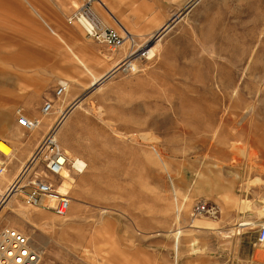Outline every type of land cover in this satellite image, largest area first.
I'll use <instances>...</instances> for the list:
<instances>
[{
  "label": "rangeland",
  "instance_id": "374dc122",
  "mask_svg": "<svg viewBox=\"0 0 264 264\" xmlns=\"http://www.w3.org/2000/svg\"><path fill=\"white\" fill-rule=\"evenodd\" d=\"M64 1L0 0V141L9 149L0 193L76 100L58 140L87 167L66 171L75 183L61 188L72 199L65 218L27 206L22 188L0 228L10 220L38 240L40 264H264V0L95 2L156 52L102 84L128 49L69 25L87 0ZM17 77L23 86L4 83ZM65 80L69 93L54 99ZM46 99L55 100L49 123L26 133L18 116L40 118ZM199 202L210 213L194 215ZM13 209L32 213L33 226L22 228Z\"/></svg>",
  "mask_w": 264,
  "mask_h": 264
},
{
  "label": "built area",
  "instance_id": "2783aa9c",
  "mask_svg": "<svg viewBox=\"0 0 264 264\" xmlns=\"http://www.w3.org/2000/svg\"><path fill=\"white\" fill-rule=\"evenodd\" d=\"M95 2L99 0H87L76 8L68 18L69 25L75 23L80 25L88 39L112 51L127 48L126 57L134 63L142 58L149 59V48H146L138 37L125 28L116 30L104 24L95 10ZM125 59L124 57L122 62H125ZM121 71L123 70H119ZM67 92L68 85L59 84L54 91V99L63 98ZM54 99L45 100L41 110L42 116L54 113ZM17 121V124L28 134L43 126L39 118L30 119L24 114L19 115ZM60 123L61 120L56 121L41 139L21 174L24 179L27 177L24 183L26 186L24 188H28L26 205L41 207L54 212L59 218H65L71 208L72 199L67 191L61 192V188L65 185L63 175L70 168V157L58 140ZM85 169L75 172L81 174ZM4 172L5 165L0 162V177ZM1 209L2 204L0 211ZM208 210L205 202H199L194 207V215L210 213ZM258 242L264 244V224L259 228ZM42 255V249L34 243L31 236L9 226L0 228V264H40Z\"/></svg>",
  "mask_w": 264,
  "mask_h": 264
},
{
  "label": "bare ground",
  "instance_id": "6f19581e",
  "mask_svg": "<svg viewBox=\"0 0 264 264\" xmlns=\"http://www.w3.org/2000/svg\"><path fill=\"white\" fill-rule=\"evenodd\" d=\"M101 3V2H100ZM103 22H104V24L105 25H108L104 20H102ZM80 26V25H79ZM117 26L119 27V28H125L123 25H121V24H117ZM169 27L170 26H168L167 24L163 27V28H161L159 31H160V33L162 32H166L167 30L169 31ZM126 30H128L127 28H125ZM129 31V30H128ZM130 32V31H129ZM131 33V32H130ZM161 33V34H162ZM164 33L160 36V37H158V40L164 35ZM132 34V33H131ZM134 35V34H133ZM134 36H136V35H134ZM137 37V36H136ZM147 48H149L148 49V55H149V59L150 58H153L155 55H156V52H155V45L153 44V45H151V47L150 46H148ZM126 61L124 62H121L120 64H118L110 73L108 72L105 76H104V79H105V81H100L99 83L100 84H102V83H104V82H106L107 80H109V78L110 77H112V76H114L115 74H117L118 72H119V70H123L124 72H128V70L130 69V66H131V63H132V61L131 60H129V59H127V57H126V59H125ZM94 79H95V77H94ZM95 81V80H94ZM24 82H25V79H23V78H21V77H17V84H19V86H23L24 85ZM60 83L59 84H66V85H68V92H67V94L69 93V90H70V82H68V81H59ZM98 82H96V84H97ZM98 85V84H97ZM66 94V95H67ZM66 95L63 97V98H60V99H58V100H62V99H64L65 97H66ZM79 102H80V100H76V101H74L70 106H68V107H66V108H61V109H59V110H61L60 111V115H58V117H57V119L55 120V122L56 121H58V120H61V123H60V126H59V129H58V132H57V136L59 135V132H60V130L62 129V127L64 126V124H65V122L67 121V119H68V114L73 110V108L75 107L76 108V106L79 104ZM74 108V109H75ZM53 114H51V115H49V116H41L39 119L43 122V126L46 124H48V122H49V117H51ZM68 116V117H67ZM67 117V118H66ZM39 129H37V130H35V131H33V132H36V131H38ZM239 149V148H238ZM241 150V154L244 156V157H246L247 159L248 158H250V159H253V158H255L256 157V154H254V153H252L251 155H249L248 153H247V149H240ZM0 154H2L4 157H8L9 156V149H8V147L3 143V142H1L0 141ZM70 163L72 164V168H73V170H74V172L75 171H79V170H83L84 168H86L87 167V164L84 162V161H82V160H80V158H71L70 159ZM70 164V165H71ZM22 173V172H21ZM20 173V175L19 176H17L16 178H15V180L12 182V184L8 187V189H7V191H6V193L5 194H1L0 193V204H2V207L5 205V203L6 202H8V203H11V204H13V199L15 198V196L17 195V196H21L20 195V191H21V189L22 188H24V187H26L25 185H24V183H25V179L27 178H25L24 179V177L22 176V174ZM63 179H64V181H65V186H67V187H70V186H73V184L75 183L74 182V180L70 177V175L67 173V172H65L64 173V175H63ZM12 196H13V198H12ZM10 199V200H9ZM211 211H213V210H211ZM12 213H13V215H18V217H19V220L20 221H22L23 222V225H22V228L23 227H25V225L26 226H33V224H32V213H29V212H27V211H24L23 209H17V210H15V209H13V211H12ZM17 219V218H16ZM14 224H16L15 222H12V221H10L9 220V227H13V228H15L14 227ZM16 226V225H15ZM20 227H21V225H20ZM242 228V226H240V225H236L235 226V228L233 229V230H235V232L237 233L238 231H239V229H241ZM17 229V228H16ZM24 234H26V235H28L26 232H24ZM182 233H178V234H176V237L177 238H179V235H181ZM36 244L37 245H41V243L38 241V240H36ZM34 243H35V241H34ZM41 249L43 248V250H44V248L45 247H40ZM42 250V251H43ZM45 251V250H44ZM94 264H101V263H99V262H96V261H94ZM103 264V263H102Z\"/></svg>",
  "mask_w": 264,
  "mask_h": 264
},
{
  "label": "crops",
  "instance_id": "0c3cea01",
  "mask_svg": "<svg viewBox=\"0 0 264 264\" xmlns=\"http://www.w3.org/2000/svg\"><path fill=\"white\" fill-rule=\"evenodd\" d=\"M27 2H28V0H26ZM66 1V0H65ZM64 1V2H65ZM67 3V5H71V0L69 1H66ZM77 2H78V0H72V4H77ZM29 3V2H28ZM65 4V5H66ZM29 5H31V4H29ZM100 5L102 6V8H103V10L105 11V13H104V11H102L98 6H96L95 7V10H96V12H97V14L100 16V18L102 19V20H104V21H106V23L108 24L107 26H110L112 23H111V20L113 21V23H115L116 25L119 23V24H121V25H123L117 18H116V16L113 14V13H111L110 11V9H109V7H107V4H105V3H103V2H101L100 3ZM32 6V5H31ZM105 14H107V16L105 15ZM40 18H41V16L40 15H38ZM110 21H108V20ZM127 19H131V20H135L136 19V16L135 15H131V16H128V18ZM164 27V26H163ZM163 27H161V28H163ZM160 30V29H159ZM3 77H5L6 78V75H3ZM4 80V83H13V85H16V86H19V84H17V78L16 79H3ZM3 94H5L6 95V101L8 100V99H12L14 96H12L11 95V92L9 91V90H5V91H3L2 92ZM49 123V122H48ZM65 126V125H64ZM64 126L62 127V129L60 130V132H59V134L62 132V130H64L63 128H64ZM6 181H7V179L5 178V179H3L2 181L0 180V191H3V189H4V186H5V184H6Z\"/></svg>",
  "mask_w": 264,
  "mask_h": 264
}]
</instances>
